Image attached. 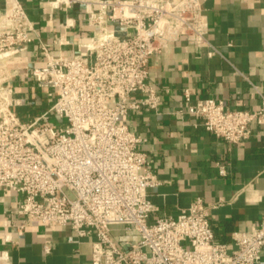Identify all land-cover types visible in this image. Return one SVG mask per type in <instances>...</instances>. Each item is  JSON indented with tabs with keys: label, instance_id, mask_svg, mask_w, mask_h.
<instances>
[{
	"label": "built area",
	"instance_id": "obj_1",
	"mask_svg": "<svg viewBox=\"0 0 264 264\" xmlns=\"http://www.w3.org/2000/svg\"><path fill=\"white\" fill-rule=\"evenodd\" d=\"M208 1L61 0L84 4L82 17L93 29L67 56L41 42L20 0H0V189L20 195L11 215L93 237L90 264L262 263L264 216L250 230L234 232L230 245L216 239L210 220L222 201L198 199L177 217L151 220L148 191L160 181L139 149L144 139L124 122L133 111L160 107L162 93L148 83L153 56L180 39L196 50L208 45ZM35 42L40 61L26 76L51 103L25 123L14 111L22 103L8 67ZM185 99L188 113L230 145L264 125V99L257 110L231 109L214 98L193 102L188 93ZM119 233L139 239L119 240ZM8 260L0 251V264Z\"/></svg>",
	"mask_w": 264,
	"mask_h": 264
},
{
	"label": "crops",
	"instance_id": "obj_2",
	"mask_svg": "<svg viewBox=\"0 0 264 264\" xmlns=\"http://www.w3.org/2000/svg\"><path fill=\"white\" fill-rule=\"evenodd\" d=\"M20 1L41 42L52 45L54 54H76L93 34L82 17L84 4ZM205 13L208 45L196 50L180 39L153 56L148 83L161 91L160 107L133 111L124 122L144 139L139 149L160 181L148 191L154 205L151 220L177 217L198 199L207 204L222 201L210 220L216 239L230 245L234 232L250 230L264 216V125L255 126L248 141L227 144L188 113L185 94L193 102L214 98L231 109H259L264 99V0H210ZM40 47L39 42L31 44L8 67L13 75L9 85L22 103L14 111L25 123L50 105L45 104L46 93L26 76V68L40 61ZM30 106L40 111L21 117L17 109ZM19 198L0 189V251L9 256L1 264H90L93 237L79 238L69 225L47 226L11 215L10 207ZM115 236L139 239L136 233Z\"/></svg>",
	"mask_w": 264,
	"mask_h": 264
},
{
	"label": "rangeland",
	"instance_id": "obj_3",
	"mask_svg": "<svg viewBox=\"0 0 264 264\" xmlns=\"http://www.w3.org/2000/svg\"><path fill=\"white\" fill-rule=\"evenodd\" d=\"M49 103H51V101L49 100V98L48 97H46L45 98V104H49ZM17 111H18V113H19V115L21 116V117H23V116H25V114H27V113H30V114H36L37 112H39L40 110L37 108V107H35V106H30V107H28L27 109H25L24 111H22L21 109H17Z\"/></svg>",
	"mask_w": 264,
	"mask_h": 264
}]
</instances>
